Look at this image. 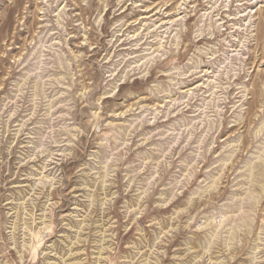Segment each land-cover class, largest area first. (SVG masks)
<instances>
[{
	"label": "rangeland",
	"instance_id": "rangeland-1",
	"mask_svg": "<svg viewBox=\"0 0 264 264\" xmlns=\"http://www.w3.org/2000/svg\"><path fill=\"white\" fill-rule=\"evenodd\" d=\"M0 264H264V0H0Z\"/></svg>",
	"mask_w": 264,
	"mask_h": 264
}]
</instances>
